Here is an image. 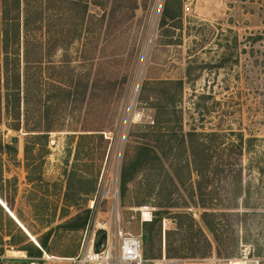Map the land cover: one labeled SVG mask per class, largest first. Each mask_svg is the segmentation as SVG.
<instances>
[{
    "label": "rangeland",
    "instance_id": "rangeland-1",
    "mask_svg": "<svg viewBox=\"0 0 264 264\" xmlns=\"http://www.w3.org/2000/svg\"><path fill=\"white\" fill-rule=\"evenodd\" d=\"M21 8L30 31L26 130L3 119L0 137L16 139L17 153H0V162L4 178H15L10 211L32 246L40 251L36 241L46 239L49 256L78 255L95 221L109 223L111 201L92 202L119 176L120 225L141 238L145 264L162 254L178 264H264V0H165L154 26L152 0H27ZM140 70L142 118L118 147L104 135L117 137ZM191 130L218 132L243 153L213 182L203 180L201 193L181 142ZM143 145L163 161L136 165L122 195V168ZM32 162H41L42 180L30 184ZM86 210V226L69 230ZM3 212L2 264L22 263V237ZM181 241L182 257L169 256Z\"/></svg>",
    "mask_w": 264,
    "mask_h": 264
},
{
    "label": "trees",
    "instance_id": "trees-1",
    "mask_svg": "<svg viewBox=\"0 0 264 264\" xmlns=\"http://www.w3.org/2000/svg\"><path fill=\"white\" fill-rule=\"evenodd\" d=\"M27 2V0H0V125L5 118L10 122V128L14 131L21 129L26 130V120L22 112V106L27 101V70L28 60L25 51L23 50V42L27 41V37L30 34L29 24L27 18L23 14L21 8V2ZM169 17V13L166 14ZM175 83L182 86L181 81L168 82V84ZM26 93V94H25ZM88 135H80V140ZM44 138V135H35L34 139L39 140ZM224 135L218 132L209 133H197L195 130H191L182 134L181 142H187L189 148V160L192 166V171L197 176L198 191L201 193V182L204 180L207 185L214 181V177L218 173H222L226 165L231 164L233 161L239 162L242 157V149L239 145L231 144V148L228 149L224 146L222 140ZM242 137L240 138V144ZM26 147L24 148V155H26ZM0 153L16 154L17 148L14 144L4 143L0 137ZM30 153V151H29ZM36 155H34L35 157ZM163 155L158 154L153 148L143 145L138 147V152L133 161L128 165L123 166L121 171V186L122 195H124L128 183L131 181L132 172L136 165L142 166L145 163L151 162V160H157L162 163ZM27 159V157H26ZM37 159V157H35ZM173 164L179 161L178 155H174L171 160ZM170 162L169 168L173 169V164ZM41 162H32L26 164L28 174L26 176L27 181L33 184L35 181L42 180L40 174ZM177 165H175L176 167ZM39 173V174H38ZM38 174V175H36ZM34 175V176H33ZM8 188L9 194L6 196L3 192L4 187ZM16 184L15 178H4L1 169L0 162V201L10 211L11 200L10 195L16 196ZM202 195V194H200ZM67 202H65L66 204ZM72 205L74 202H70ZM78 205V204H77ZM206 205V204H204ZM174 208L175 206H168ZM0 210L3 212L5 209L0 205ZM11 212V211H10ZM88 210L85 211L87 215L80 218L76 216L73 221L68 223V228L71 231L83 229L86 226ZM4 213V212H3ZM6 213V212H5ZM12 213V212H11ZM13 214V213H12ZM7 219L12 223H15L11 217L6 213ZM14 215V214H13ZM20 222L19 215H14ZM145 225L152 226L153 221L145 222ZM16 231L21 235V241L19 242L18 250L25 251L28 256V260L37 259L41 256V252L34 248L27 236L22 230L15 224ZM49 232L46 235L48 237ZM147 238H145L146 241ZM36 242L41 249L46 247V239H38ZM8 245L15 246L13 241L6 242ZM180 249L170 248L168 246L167 252L172 257H182L179 254L181 249L185 247V241L180 242ZM190 244V241L188 242ZM187 249V248H186ZM189 251V249H188ZM196 252H188V258L196 257ZM204 254H200L202 257Z\"/></svg>",
    "mask_w": 264,
    "mask_h": 264
},
{
    "label": "built area",
    "instance_id": "built-area-1",
    "mask_svg": "<svg viewBox=\"0 0 264 264\" xmlns=\"http://www.w3.org/2000/svg\"><path fill=\"white\" fill-rule=\"evenodd\" d=\"M165 0H152L151 25H157L163 10ZM143 85L142 70L135 74L129 88L126 103L123 109V115L116 138L110 133L106 134L105 139L111 143L116 140V145L121 147L128 137L131 128L142 118V109L140 108V94ZM119 156L115 158L117 161ZM120 168V167H119ZM118 169V166H117ZM119 179V176H118ZM118 179L111 181L105 186L98 196L94 197L92 203L110 200L111 215L109 223L95 221L92 233L85 236L81 251L78 255L69 258H51L39 246L41 256L37 259L28 260L24 256L22 263L13 264H145L142 250V240L139 236L132 235L122 230L120 225V215L118 212ZM105 234L102 247L97 248L96 242L99 234ZM88 234V231H86ZM5 258H0V264ZM175 259H167L165 254L154 261L152 264H178Z\"/></svg>",
    "mask_w": 264,
    "mask_h": 264
},
{
    "label": "water",
    "instance_id": "water-1",
    "mask_svg": "<svg viewBox=\"0 0 264 264\" xmlns=\"http://www.w3.org/2000/svg\"><path fill=\"white\" fill-rule=\"evenodd\" d=\"M12 143L15 144L16 143V139H13L12 140ZM0 205L5 209V211L8 213V215L11 217V219L20 227V229L26 233V231L24 230V228H22V226H20V224L16 221V218L14 219V217L8 212V210L2 205V203L0 202ZM26 235H28L26 233ZM29 236V235H28ZM30 237V236H29ZM104 237H105V234L103 232H101L98 236V239H97V242H96V247L97 248H100L102 247L103 245V242H104ZM31 239V238H30ZM33 241V240H32Z\"/></svg>",
    "mask_w": 264,
    "mask_h": 264
},
{
    "label": "bare ground",
    "instance_id": "bare-ground-1",
    "mask_svg": "<svg viewBox=\"0 0 264 264\" xmlns=\"http://www.w3.org/2000/svg\"><path fill=\"white\" fill-rule=\"evenodd\" d=\"M1 202V201H0ZM2 203V202H1ZM2 205H3V203H2ZM6 209H7V207L5 206V205H3ZM8 210V209H7ZM6 212V211H5ZM8 212L11 214V212L8 210ZM12 215V214H11ZM14 217V216H13ZM15 219V218H14ZM17 221V220H16ZM37 246H39L38 244H36ZM20 254V256L21 257H24L25 255L22 253V252H20L19 253ZM18 256V255H17ZM51 258H56V257H51ZM247 262H244V261H232L231 262V264H246Z\"/></svg>",
    "mask_w": 264,
    "mask_h": 264
}]
</instances>
